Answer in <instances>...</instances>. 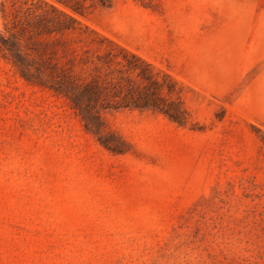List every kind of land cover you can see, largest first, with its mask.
Instances as JSON below:
<instances>
[{
  "label": "rangeland",
  "instance_id": "obj_1",
  "mask_svg": "<svg viewBox=\"0 0 264 264\" xmlns=\"http://www.w3.org/2000/svg\"><path fill=\"white\" fill-rule=\"evenodd\" d=\"M112 1L78 17L171 74L186 122L104 111L126 142L113 152L0 51V264H264V0ZM98 40L47 32L25 48L89 78Z\"/></svg>",
  "mask_w": 264,
  "mask_h": 264
},
{
  "label": "trees",
  "instance_id": "obj_2",
  "mask_svg": "<svg viewBox=\"0 0 264 264\" xmlns=\"http://www.w3.org/2000/svg\"><path fill=\"white\" fill-rule=\"evenodd\" d=\"M39 1L49 7L45 10L49 12H37L34 21L26 17L23 20L18 14L10 17L4 4H0V11L6 19V32L0 30V51L12 58L29 82L48 87L56 94L66 97L71 107L80 115L85 129L95 135L101 144L117 153L127 150L122 137L106 131L102 117L104 111L123 108L153 109L164 112L180 124L186 122L187 109L177 94V80L171 74L156 71L152 63L141 55L118 45L84 24L78 17L92 12L96 4L111 6L112 0H97V3L91 1L89 4L86 0H53L69 10L60 8L50 0ZM84 30L96 34L99 40L94 46L97 49L103 48V52L96 55L98 62L94 64L89 78H81L71 66L65 67L67 63L57 66L44 57L43 52H35L39 55L35 58L25 48L33 37L47 32L82 34ZM104 42L115 43L119 52L104 47ZM113 63L119 67L115 68Z\"/></svg>",
  "mask_w": 264,
  "mask_h": 264
}]
</instances>
